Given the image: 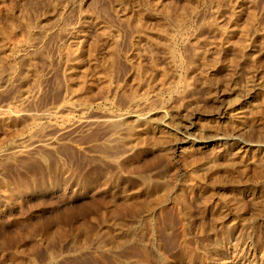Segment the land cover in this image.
I'll return each instance as SVG.
<instances>
[{
    "label": "rangeland",
    "instance_id": "374dc122",
    "mask_svg": "<svg viewBox=\"0 0 264 264\" xmlns=\"http://www.w3.org/2000/svg\"><path fill=\"white\" fill-rule=\"evenodd\" d=\"M0 264H264V0H0Z\"/></svg>",
    "mask_w": 264,
    "mask_h": 264
},
{
    "label": "bare ground",
    "instance_id": "6f19581e",
    "mask_svg": "<svg viewBox=\"0 0 264 264\" xmlns=\"http://www.w3.org/2000/svg\"><path fill=\"white\" fill-rule=\"evenodd\" d=\"M168 12H169V11H168ZM176 17H177V16H176ZM173 19H174V18H173ZM175 20H176V19H175ZM175 20H174V21H175ZM178 24H179V23H178ZM182 26H183V25H182ZM185 26H186V25H185ZM143 27H144V26H143ZM182 28H183V27H182ZM136 30H137V29H136ZM242 31H243V30H242ZM140 32H141V31H140ZM140 32H139V33H140ZM184 32H185V31H184ZM145 33H146V32H145ZM145 33H144V34H145ZM141 34H142V33H141ZM228 40H229V39H228ZM229 41H230V40H229ZM230 42H231V41H230ZM227 43H228V42H227ZM241 44H242V43H241ZM242 47H243V46H242ZM242 47H241V48H242ZM170 48H171V47H170ZM200 50H201V49H200ZM200 50H199V51H200ZM195 51H196V50H195ZM115 52H116V51H115ZM195 53H196V52H195ZM200 53L202 54L203 52H200ZM203 54H205V52H204ZM193 55H194V54H193ZM202 56H203V55H202ZM197 57H198V56H197ZM112 58H113V57H112ZM114 58H116V57H114ZM195 58H196V57H195ZM199 58H200V57H199ZM199 58H198V59H199ZM116 59H117V58H116ZM194 60H195V59H194ZM255 112H256V111H255ZM239 113H240V112H239ZM256 113H257V112H256ZM246 116H248V115L246 114ZM246 116H245V117H246ZM224 117H225V113H223V116H222L221 118L223 119ZM235 117H236V119H238V120L242 119L241 114H237ZM218 118H219V117H218ZM245 121H246V120H245ZM119 123H120V122H119ZM112 124H113V123H112ZM116 124H117V123H116ZM121 124H122V123H121ZM152 125H153V124H152ZM111 126H112V125H111ZM115 126H116V125H115ZM123 126H125V125H123ZM141 127H142L141 124H140V125H135L134 127H132L131 132L133 131L135 134L140 133V131L142 130ZM144 127H145V126H144ZM112 128H113V127H112ZM118 129H119V128H118ZM118 129H117V130H118ZM127 129H128V127H127ZM114 131H115V130H114ZM152 133H153V132H152ZM145 135H146V134H145ZM159 135H160V134H159ZM128 136H129V135H128ZM130 136H131V134H130ZM130 136H129V137H130ZM139 136H140V135H139ZM162 136H163V135H162ZM144 137H145V136H144ZM144 137H143V138H144ZM153 137H154V136H153ZM131 138H132V137H131ZM260 161H261V160H260ZM234 163H235V162H234ZM206 164H207V163H206ZM259 165H260V164H259ZM211 167H212V166H211ZM213 167H214V166H213ZM207 169H208V168H207ZM239 169H240V168H239ZM201 172H202V171H201ZM206 172H207V171H206ZM242 172H243V171H242ZM242 172H241V174H242ZM197 173H198V172H197ZM209 175H210V174H209ZM211 176H212V175H211ZM143 181H144V180H143ZM145 185H146V184H145ZM163 185H164V184H163ZM164 187H165V186H164ZM146 189H147V186H146ZM162 189H163V188H162ZM152 196H153V195H152ZM152 196H151V197H152ZM143 197H144V196H143ZM163 197H164V196H163ZM149 198H150V197H149ZM159 198H160V197H159ZM149 200H150V199H149ZM154 201H155V200H154ZM144 205H145V204H144ZM145 207H146V206H145ZM147 207H148V206H147ZM114 225H115V224H114ZM117 225H118V224H117ZM119 225H120V224H119ZM132 227H133V226H132ZM132 227H131V228H132ZM117 230H118V229H117ZM131 230H132V229H131ZM126 233H127V232H126ZM129 233H130V232H129ZM108 235H109V234H108ZM122 237H123V236H122ZM130 237H131V236H130Z\"/></svg>",
    "mask_w": 264,
    "mask_h": 264
}]
</instances>
